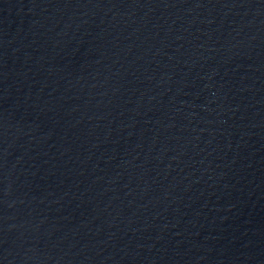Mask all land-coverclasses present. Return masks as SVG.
Wrapping results in <instances>:
<instances>
[{
    "label": "water",
    "instance_id": "water-1",
    "mask_svg": "<svg viewBox=\"0 0 264 264\" xmlns=\"http://www.w3.org/2000/svg\"><path fill=\"white\" fill-rule=\"evenodd\" d=\"M0 264H264V0H0Z\"/></svg>",
    "mask_w": 264,
    "mask_h": 264
}]
</instances>
